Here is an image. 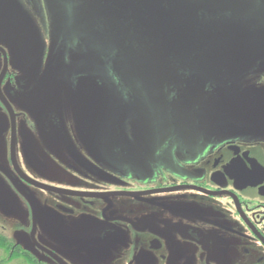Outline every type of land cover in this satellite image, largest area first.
Returning <instances> with one entry per match:
<instances>
[{
    "label": "flooded vegetation",
    "instance_id": "1",
    "mask_svg": "<svg viewBox=\"0 0 264 264\" xmlns=\"http://www.w3.org/2000/svg\"><path fill=\"white\" fill-rule=\"evenodd\" d=\"M20 5L42 50L33 51L36 72L25 73L0 41L8 254L27 264H264L261 52H242L250 67L238 92L250 98L216 99L226 86L215 49L224 35L238 38L235 17L192 0ZM92 39L96 79L116 111L102 130L112 157L90 148L86 120L95 116L81 115L67 83L85 75L72 71Z\"/></svg>",
    "mask_w": 264,
    "mask_h": 264
},
{
    "label": "water",
    "instance_id": "2",
    "mask_svg": "<svg viewBox=\"0 0 264 264\" xmlns=\"http://www.w3.org/2000/svg\"><path fill=\"white\" fill-rule=\"evenodd\" d=\"M37 0H0V41L9 51L10 63L18 70H23L25 73L36 72V69L40 66L41 58L40 53L33 51H41L42 43H40L39 33L37 28L33 25L30 16L27 11L21 7V3H35ZM197 3L206 4L208 12L218 10L222 12L223 16H234L236 21V41L232 38L229 39L227 35L223 36V39L217 41V48L215 49L221 57L218 61L220 63L218 67V75L222 79H218L222 87L221 94L216 96L219 98L240 99L250 98L249 96L239 95L237 84L239 72H244L248 66L244 61H241L243 57L242 52L246 50V53L261 52L262 60H264V0H260V6L253 5L252 2L246 0H192ZM171 3L178 2L185 4L187 0H170ZM216 2L215 4H213ZM225 13H228L226 15ZM116 27V26H115ZM108 29L113 30L114 26H107ZM122 45V44H121ZM243 45H248L243 46ZM89 54L87 59H81L75 61V67L72 73L85 74L76 78V80H67V83L73 90V97L80 106L81 115L84 114L85 109H88L89 115L95 116L86 120V140L90 144V148L95 155L114 156L110 152L113 148V140L107 136L108 133L102 131L108 125H111L112 117L116 115L115 106L111 101L107 88L104 85H100L96 79V70L101 64L100 57V42L99 40L92 39L89 46ZM124 50V46L120 47ZM113 49V46H112ZM112 49L109 51L111 52ZM156 50H160V43L157 42L155 46ZM1 51V50H0ZM160 54V52H159ZM250 55V56H253ZM257 56V55H256ZM5 63H6V56ZM231 60V62H229ZM251 60V59H250ZM80 68H76L77 66ZM164 65L160 58H154L153 66ZM4 72L1 73V75ZM87 72V73H86ZM224 78L226 80L224 81ZM229 83V85H227ZM220 124H224L223 120L218 121ZM110 127V126H109ZM109 129V128H108ZM108 147L105 149V147ZM109 151V153H108ZM4 198V202H3ZM8 202L13 204L7 192L4 190L3 185L0 183V211L4 214H8L7 205Z\"/></svg>",
    "mask_w": 264,
    "mask_h": 264
},
{
    "label": "rangeland",
    "instance_id": "3",
    "mask_svg": "<svg viewBox=\"0 0 264 264\" xmlns=\"http://www.w3.org/2000/svg\"><path fill=\"white\" fill-rule=\"evenodd\" d=\"M5 218L3 216L0 215V227L1 226H5L4 228V232L6 233L5 235H2L4 238H8V233L9 230H11V225L7 223L6 220H4ZM7 227V228H6ZM2 229L0 228V231ZM8 231V232H6ZM8 252H5L3 250L0 249V264H27L26 262H23L19 259H13L12 261H7V258H8Z\"/></svg>",
    "mask_w": 264,
    "mask_h": 264
},
{
    "label": "trees",
    "instance_id": "4",
    "mask_svg": "<svg viewBox=\"0 0 264 264\" xmlns=\"http://www.w3.org/2000/svg\"><path fill=\"white\" fill-rule=\"evenodd\" d=\"M10 245L8 244V241L3 236H0V249L8 252L10 250ZM21 257V254L14 251L13 253H10L8 255L7 261H12L13 259H19Z\"/></svg>",
    "mask_w": 264,
    "mask_h": 264
}]
</instances>
